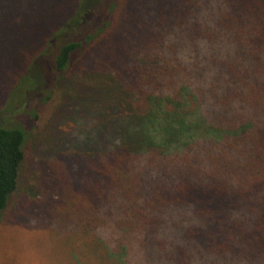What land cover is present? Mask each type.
Instances as JSON below:
<instances>
[{
  "label": "trees",
  "instance_id": "trees-1",
  "mask_svg": "<svg viewBox=\"0 0 264 264\" xmlns=\"http://www.w3.org/2000/svg\"><path fill=\"white\" fill-rule=\"evenodd\" d=\"M128 6L0 0V89L34 94L25 120L0 125V223L30 143H46L47 154L81 153L78 196L52 215L63 232L109 231L166 264H264V0ZM123 21L134 32L66 83ZM45 58L51 79L38 93L26 74ZM59 121L78 130L62 136Z\"/></svg>",
  "mask_w": 264,
  "mask_h": 264
},
{
  "label": "rangeland",
  "instance_id": "rangeland-1",
  "mask_svg": "<svg viewBox=\"0 0 264 264\" xmlns=\"http://www.w3.org/2000/svg\"><path fill=\"white\" fill-rule=\"evenodd\" d=\"M129 3L136 11L139 10L138 0H129ZM135 10L132 9L133 16L136 15ZM116 17L114 23L119 22L117 14ZM128 24H124V21L119 25L112 24L110 31L105 34L106 39L93 44L73 64L71 72L65 77L66 83L76 81L77 76L91 66L90 59L93 55L101 47L109 45L108 41L117 45L122 34L124 37L125 30L133 33V25ZM66 39L64 35L55 36L49 43V52H55ZM26 57H23V60H26ZM50 67V58L34 64L33 69L26 74L25 86L35 82L36 91L43 93L51 79V74L47 72ZM13 84L10 81L7 87L0 89L2 126H11L25 120L34 108L28 107L30 97L34 94L25 91L11 93L9 88H12ZM61 86L65 87L63 82ZM65 114L71 117L69 112ZM45 119L46 117H43L42 122L46 121ZM57 125L58 130L63 132L62 136L78 130L71 121H59ZM31 146L30 143L31 158L26 162L21 175L19 190L4 213L3 223H0V264H166L161 260L152 259L147 252L140 251L137 241H115L109 231L63 232L57 223L52 222V215L71 207V198L78 196L76 192L79 191L75 190V185L78 182L77 176L83 172L78 163V155L81 153L77 150H55L48 155L44 151L46 143L43 146L39 143L32 148Z\"/></svg>",
  "mask_w": 264,
  "mask_h": 264
}]
</instances>
